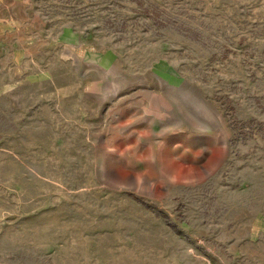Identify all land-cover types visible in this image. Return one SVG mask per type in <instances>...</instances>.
Returning a JSON list of instances; mask_svg holds the SVG:
<instances>
[{"label":"rangeland","instance_id":"374dc122","mask_svg":"<svg viewBox=\"0 0 264 264\" xmlns=\"http://www.w3.org/2000/svg\"><path fill=\"white\" fill-rule=\"evenodd\" d=\"M0 264H264V0L3 5Z\"/></svg>","mask_w":264,"mask_h":264},{"label":"crops","instance_id":"0c3cea01","mask_svg":"<svg viewBox=\"0 0 264 264\" xmlns=\"http://www.w3.org/2000/svg\"><path fill=\"white\" fill-rule=\"evenodd\" d=\"M10 0H0V9L3 7V5H6V3ZM195 134V133H194ZM193 134V140H200L203 138H208V139H213V135H210L209 133H206L205 135L203 134Z\"/></svg>","mask_w":264,"mask_h":264}]
</instances>
